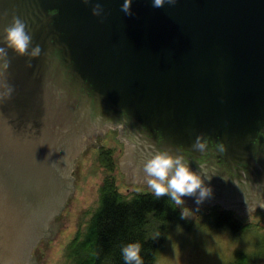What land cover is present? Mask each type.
Listing matches in <instances>:
<instances>
[{
    "label": "water",
    "instance_id": "1",
    "mask_svg": "<svg viewBox=\"0 0 264 264\" xmlns=\"http://www.w3.org/2000/svg\"><path fill=\"white\" fill-rule=\"evenodd\" d=\"M99 2L103 17L82 0H0V39L19 16L42 49L31 60L7 49L0 264L44 263L76 192L74 157L111 126L127 182H145L144 162L171 149L212 189L201 208L264 210V0H133L131 17L124 0ZM202 133L204 153L192 149Z\"/></svg>",
    "mask_w": 264,
    "mask_h": 264
},
{
    "label": "rangeland",
    "instance_id": "2",
    "mask_svg": "<svg viewBox=\"0 0 264 264\" xmlns=\"http://www.w3.org/2000/svg\"><path fill=\"white\" fill-rule=\"evenodd\" d=\"M116 136L115 129L108 128L103 136L98 132L93 137L97 144L86 143L74 157L71 179L76 192L66 200L43 264H70L67 247L78 233L83 236L86 231L88 221L99 204V189L107 174L98 160L100 146L114 150L118 165L113 173L121 192L130 196L136 191L150 190L146 181L132 184L126 181L119 164L125 145ZM184 207L189 209V219L170 224L154 264H230L238 250L249 253L251 264H264L263 209L240 216L247 226L233 233L228 227L215 226L209 221L207 210L210 206L199 207V210L189 205Z\"/></svg>",
    "mask_w": 264,
    "mask_h": 264
},
{
    "label": "trees",
    "instance_id": "3",
    "mask_svg": "<svg viewBox=\"0 0 264 264\" xmlns=\"http://www.w3.org/2000/svg\"><path fill=\"white\" fill-rule=\"evenodd\" d=\"M114 155L111 147H99L98 160L107 174L85 233H78L67 247L70 264H124L121 249L133 242L141 245L143 264H154L170 224L182 220L180 209L174 210V203L167 196L157 199L150 190L130 196L121 192L113 173L118 165ZM207 211L213 225L226 226L233 233L247 226L235 211L220 204ZM230 264H251L249 253L238 250Z\"/></svg>",
    "mask_w": 264,
    "mask_h": 264
},
{
    "label": "clouds",
    "instance_id": "4",
    "mask_svg": "<svg viewBox=\"0 0 264 264\" xmlns=\"http://www.w3.org/2000/svg\"><path fill=\"white\" fill-rule=\"evenodd\" d=\"M85 5L92 4V15L104 16V8L99 0L93 4V0H82ZM178 0H152L153 8H162L165 4L175 6ZM133 0H124L121 11L126 16H133ZM0 87L6 88V92H0V99L10 96L13 88L5 83L7 70L10 67L7 49H12L18 56H28L31 59L41 56V47L37 44L32 47L33 37L28 31L27 24L19 17L13 16L8 27L4 29V36L0 39ZM31 48V51L29 49ZM28 67H32L29 62ZM220 153L226 151L223 143L216 145ZM192 149L204 153L207 150L204 134L196 137ZM182 149H178L180 153ZM146 183L157 199L165 196L174 203V210L180 209V219H189V209L184 207V198H193L199 207L212 198V189L205 185L204 178L194 172L190 165L180 154H175L171 149L156 151L143 164ZM124 264H143L141 257V245L138 242L129 243L121 249Z\"/></svg>",
    "mask_w": 264,
    "mask_h": 264
},
{
    "label": "flooded vegetation",
    "instance_id": "5",
    "mask_svg": "<svg viewBox=\"0 0 264 264\" xmlns=\"http://www.w3.org/2000/svg\"><path fill=\"white\" fill-rule=\"evenodd\" d=\"M110 129H111V130H112V129H115L116 132H118V127H112V126H111V127H109V130H110ZM118 137H119V136H118ZM123 143H124V141H123ZM124 144H125V143H124ZM213 205H215V204H213ZM220 205H221V204H220ZM211 206H212V205H211ZM222 207H223V206H222ZM258 209H259V208H258Z\"/></svg>",
    "mask_w": 264,
    "mask_h": 264
}]
</instances>
